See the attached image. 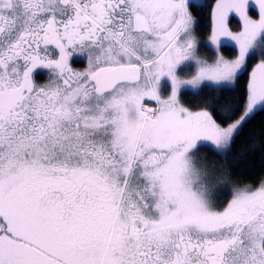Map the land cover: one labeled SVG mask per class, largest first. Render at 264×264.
I'll return each instance as SVG.
<instances>
[{
	"label": "snow or ice",
	"instance_id": "snow-or-ice-1",
	"mask_svg": "<svg viewBox=\"0 0 264 264\" xmlns=\"http://www.w3.org/2000/svg\"><path fill=\"white\" fill-rule=\"evenodd\" d=\"M260 115L264 0H0V264H264Z\"/></svg>",
	"mask_w": 264,
	"mask_h": 264
},
{
	"label": "trees",
	"instance_id": "trees-1",
	"mask_svg": "<svg viewBox=\"0 0 264 264\" xmlns=\"http://www.w3.org/2000/svg\"><path fill=\"white\" fill-rule=\"evenodd\" d=\"M198 19L201 22L202 28H204L206 30L208 27V24H209L208 15L206 13H201L198 16ZM201 34L202 35L206 34V31L201 33ZM242 89H243V86L241 85V91L237 92L235 94V98L237 100H242V98H243L242 97ZM205 94L206 95L209 94L208 89H205ZM184 99H185V102H191L192 97H191V95H189V96L185 97ZM262 126H264V115L257 116V118L253 121V123L251 125H249L248 131H257L258 132ZM247 135H248V132L245 133V137H242L241 140H245ZM200 155L208 156L209 158H214V153H212L208 149H204V148L201 149ZM259 159L260 158L257 155L255 158L254 166L250 170H246L243 173L242 178L245 181H254V180L258 179L261 174H264V167L260 166Z\"/></svg>",
	"mask_w": 264,
	"mask_h": 264
},
{
	"label": "flooded vegetation",
	"instance_id": "flooded-vegetation-1",
	"mask_svg": "<svg viewBox=\"0 0 264 264\" xmlns=\"http://www.w3.org/2000/svg\"><path fill=\"white\" fill-rule=\"evenodd\" d=\"M75 67H78V68H83L84 65L83 64H79L77 63L76 65H74ZM38 75L41 76V79H40V82H44V80L46 79V77H42L43 76V72L42 70H38Z\"/></svg>",
	"mask_w": 264,
	"mask_h": 264
},
{
	"label": "rangeland",
	"instance_id": "rangeland-1",
	"mask_svg": "<svg viewBox=\"0 0 264 264\" xmlns=\"http://www.w3.org/2000/svg\"><path fill=\"white\" fill-rule=\"evenodd\" d=\"M208 53H205V55H207Z\"/></svg>",
	"mask_w": 264,
	"mask_h": 264
}]
</instances>
